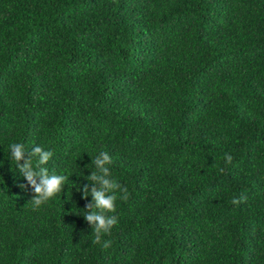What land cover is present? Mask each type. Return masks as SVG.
Listing matches in <instances>:
<instances>
[{
	"label": "trees",
	"instance_id": "trees-1",
	"mask_svg": "<svg viewBox=\"0 0 264 264\" xmlns=\"http://www.w3.org/2000/svg\"><path fill=\"white\" fill-rule=\"evenodd\" d=\"M13 143L68 176L37 211ZM0 264H264V0H0Z\"/></svg>",
	"mask_w": 264,
	"mask_h": 264
},
{
	"label": "clouds",
	"instance_id": "clouds-1",
	"mask_svg": "<svg viewBox=\"0 0 264 264\" xmlns=\"http://www.w3.org/2000/svg\"><path fill=\"white\" fill-rule=\"evenodd\" d=\"M11 160L15 163L17 169L26 179L27 184H21L20 187L27 190L30 185L35 195L28 202L32 205V210L37 211L42 205L47 204L54 199L59 193L64 191L67 185L68 176L64 174H49V171L43 165H46L53 156L50 150H44L40 146H35L30 154L26 152L25 147L21 143H13L10 145ZM232 156L227 154L225 160L231 163ZM112 160L107 152H101L95 158H92L91 165L95 171L91 172L86 179L91 182L88 185L77 188L83 193V198H93V202L86 205L84 219L91 224L94 234L93 244H100L104 235H111L112 229L118 223L116 215H108V213H116V201L121 199L128 201L130 193L126 187H122L118 182L111 179L109 165ZM220 172H224L221 168ZM118 193L120 195H118ZM246 197L240 199L233 198L230 202L238 205ZM105 248L111 246V241L103 243Z\"/></svg>",
	"mask_w": 264,
	"mask_h": 264
}]
</instances>
